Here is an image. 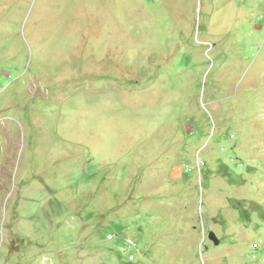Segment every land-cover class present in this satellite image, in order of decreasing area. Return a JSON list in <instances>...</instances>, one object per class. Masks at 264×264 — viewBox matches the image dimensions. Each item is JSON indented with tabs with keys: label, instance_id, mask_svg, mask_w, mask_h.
<instances>
[{
	"label": "rangeland",
	"instance_id": "1",
	"mask_svg": "<svg viewBox=\"0 0 264 264\" xmlns=\"http://www.w3.org/2000/svg\"><path fill=\"white\" fill-rule=\"evenodd\" d=\"M0 264H264V0H0Z\"/></svg>",
	"mask_w": 264,
	"mask_h": 264
},
{
	"label": "built area",
	"instance_id": "2",
	"mask_svg": "<svg viewBox=\"0 0 264 264\" xmlns=\"http://www.w3.org/2000/svg\"><path fill=\"white\" fill-rule=\"evenodd\" d=\"M114 239H115L114 235L111 234V235L108 236V240L111 241V240H114ZM125 242H126L127 247L136 248L137 252H139L137 244H136V242L133 239L127 238ZM129 259H130V261H135L136 260L135 255L134 254H130L129 255Z\"/></svg>",
	"mask_w": 264,
	"mask_h": 264
}]
</instances>
